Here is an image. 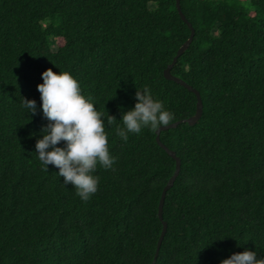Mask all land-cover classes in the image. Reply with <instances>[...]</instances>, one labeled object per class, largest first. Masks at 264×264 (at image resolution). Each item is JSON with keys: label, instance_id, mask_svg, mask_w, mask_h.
<instances>
[{"label": "trees", "instance_id": "16d2710c", "mask_svg": "<svg viewBox=\"0 0 264 264\" xmlns=\"http://www.w3.org/2000/svg\"><path fill=\"white\" fill-rule=\"evenodd\" d=\"M0 0V264H219L264 257V0ZM67 71L102 113L111 169L88 201L43 170L41 73ZM147 86L173 113L161 131L116 135ZM36 102L28 114L22 100ZM107 116L116 121L107 124ZM163 125V126H166ZM34 134V135H33ZM57 146L63 147L61 141Z\"/></svg>", "mask_w": 264, "mask_h": 264}, {"label": "clouds", "instance_id": "9594fccd", "mask_svg": "<svg viewBox=\"0 0 264 264\" xmlns=\"http://www.w3.org/2000/svg\"><path fill=\"white\" fill-rule=\"evenodd\" d=\"M42 83L36 86L40 94V110L48 121L35 142V154L43 170L52 165L64 185L71 184L76 196L88 201L98 190L99 177L93 173L97 165L111 169L116 158L108 148V134L102 113L97 111L92 98L82 94L79 82L67 71L41 73ZM22 100L28 114H35L36 102ZM136 103L121 113L116 135L127 142L129 134H139L143 128L154 130L169 123L173 113L162 101L155 99L147 86L136 89ZM116 121L107 116V124ZM34 135V134H33ZM61 141L63 147L57 146ZM258 252L245 249L222 259L219 264H264Z\"/></svg>", "mask_w": 264, "mask_h": 264}, {"label": "water", "instance_id": "95a60500", "mask_svg": "<svg viewBox=\"0 0 264 264\" xmlns=\"http://www.w3.org/2000/svg\"><path fill=\"white\" fill-rule=\"evenodd\" d=\"M176 8H177V11L181 17V19L183 21H185L189 27V29L191 30V35L189 37V39L180 47V49L178 50L177 52V55L176 57L174 58L173 62L168 65V67L165 69L164 71V77L165 79L167 80H170V81H173L185 88H187L189 91L193 92L195 95H196V99H197V103H196V112H195V115H193L192 117L186 119L184 122L188 123L189 125H194L198 120L199 118L201 117L202 115V109H203V104H202V100L200 98V95L198 93L197 90L193 89L190 85H188L187 83H185L183 80H181L180 78L178 77H175L173 76L171 73H170V70L171 68L173 67V65L176 63V60L177 58L182 55V53L187 49V47L190 45L191 41H192V38H193V35H194V30L191 26L190 23H188V21L186 20L185 16L182 14L181 12V9H180V0H176ZM180 122H176V123H172V124H169V125H166V126H161L158 128V130L156 131V134H157V137H156V140H157V143L172 157L175 159L176 161V170H175V173L174 175L170 178V180L168 181L166 187L164 188L163 192H162V195H161V199H160V202H159V206H158V215H159V218L160 220L162 221V207H163V203H164V198H165V194L167 192V190L173 185V182L179 172V169H180V160L178 157H176L175 153L171 150H169L165 145H163L161 142H160V139H159V134L161 131H164L166 129H170V128H173V127H176ZM165 231H166V223L163 221V229H162V233L160 235V238L158 240V243H157V251H156V255H155V259L153 260L152 264L155 263V260H156V256L158 254V251H159V247H160V244L162 242V239L164 237V234H165Z\"/></svg>", "mask_w": 264, "mask_h": 264}]
</instances>
